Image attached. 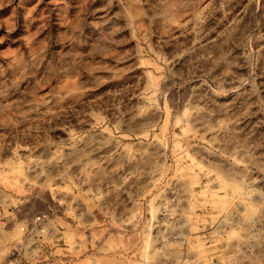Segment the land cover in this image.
<instances>
[{
    "label": "rangeland",
    "instance_id": "1",
    "mask_svg": "<svg viewBox=\"0 0 264 264\" xmlns=\"http://www.w3.org/2000/svg\"><path fill=\"white\" fill-rule=\"evenodd\" d=\"M0 264H264V0H0Z\"/></svg>",
    "mask_w": 264,
    "mask_h": 264
},
{
    "label": "built area",
    "instance_id": "2",
    "mask_svg": "<svg viewBox=\"0 0 264 264\" xmlns=\"http://www.w3.org/2000/svg\"><path fill=\"white\" fill-rule=\"evenodd\" d=\"M39 220V218H37L35 221Z\"/></svg>",
    "mask_w": 264,
    "mask_h": 264
}]
</instances>
